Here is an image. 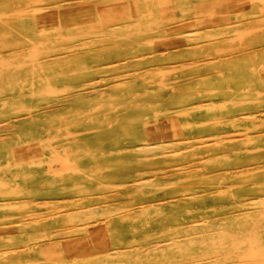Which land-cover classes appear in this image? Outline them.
<instances>
[{
	"label": "rangeland",
	"instance_id": "rangeland-1",
	"mask_svg": "<svg viewBox=\"0 0 264 264\" xmlns=\"http://www.w3.org/2000/svg\"><path fill=\"white\" fill-rule=\"evenodd\" d=\"M0 264H264V0H0Z\"/></svg>",
	"mask_w": 264,
	"mask_h": 264
},
{
	"label": "bare ground",
	"instance_id": "bare-ground-1",
	"mask_svg": "<svg viewBox=\"0 0 264 264\" xmlns=\"http://www.w3.org/2000/svg\"><path fill=\"white\" fill-rule=\"evenodd\" d=\"M33 2V1H32ZM37 3V2H36ZM15 11V10H14ZM19 12H20V10H19ZM143 31V30H142ZM55 121L56 120H50V121H48V120H46L45 122L44 121H41L40 119L38 120L37 119V121H35V122H39L40 123V126H38L37 128H38V132L40 133V130H41V132L42 133H44V132H49V130L47 129V127H51V126H53L54 124H55ZM98 121H100V122H102V123H104V121L102 120H98ZM71 134V133H70ZM105 134V133H104ZM107 135V134H106ZM102 136V135H101ZM108 136V135H107ZM102 137H104V135L102 136ZM50 138V137H49ZM107 138H109V137H107ZM139 150H141V149H139ZM146 182L147 181H143V182H139V184H146ZM143 186V185H142ZM205 222V221H204ZM205 260V259H204Z\"/></svg>",
	"mask_w": 264,
	"mask_h": 264
}]
</instances>
